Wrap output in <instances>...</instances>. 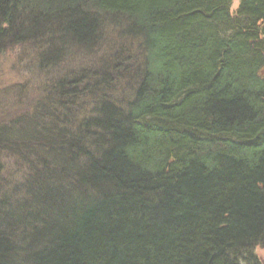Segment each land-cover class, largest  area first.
I'll return each instance as SVG.
<instances>
[{
	"label": "trees",
	"instance_id": "16d2710c",
	"mask_svg": "<svg viewBox=\"0 0 264 264\" xmlns=\"http://www.w3.org/2000/svg\"><path fill=\"white\" fill-rule=\"evenodd\" d=\"M106 16L126 24L103 68L77 62L46 86L40 119L0 128V147L31 169L15 188L0 181V264L252 263L264 246V0H0V48L45 42L54 69L68 50L97 51ZM130 67L128 101L105 92L84 109L92 78Z\"/></svg>",
	"mask_w": 264,
	"mask_h": 264
},
{
	"label": "rangeland",
	"instance_id": "374dc122",
	"mask_svg": "<svg viewBox=\"0 0 264 264\" xmlns=\"http://www.w3.org/2000/svg\"><path fill=\"white\" fill-rule=\"evenodd\" d=\"M239 2L234 1L232 12L237 11ZM123 21V22H122ZM104 28L101 29L103 39L105 40L101 46L96 48L95 52H86L81 49L79 53L74 54L70 50L66 53V58L59 66L50 68L43 63L42 54L50 48L44 42V47L37 45L36 42L30 40L19 41L16 39H8L0 48V128L12 127L15 128L21 124V120L40 119L39 113L42 115L43 109L46 112V104L49 103V96L52 94L46 90L47 85H52L58 79L71 74L69 70H79V65H85L92 73L107 63V58L114 50L112 45H120V40L123 38L120 35V29L124 31L125 22L123 18L113 19L110 16L105 17ZM120 36V37H119ZM119 37V38H118ZM143 59L140 55L138 62L133 58L129 66H140V60ZM83 63V64H81ZM137 65V66H138ZM125 70L124 74H118L116 80L111 77L110 81L114 83H105L100 78H92L93 80L83 92L91 89L93 99L85 108H93L95 101L101 100L102 96L107 92V98L112 102L114 98H118L120 102L128 101L135 86H138V81L133 76L134 68ZM62 71V72H60ZM78 73V72H77ZM132 73V74H131ZM90 93V90L89 92ZM41 108V109H40ZM90 110V109H88ZM8 143L0 147V181L3 183H11L15 188L21 182V178H27L30 168L22 166L13 157V154L7 150ZM25 181V179H23ZM19 185V184H18ZM14 190V189H13ZM23 198V194L18 195ZM254 256L250 264H264V246H258L253 250ZM243 264H247L243 263ZM249 264V263H248Z\"/></svg>",
	"mask_w": 264,
	"mask_h": 264
}]
</instances>
